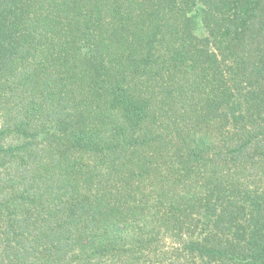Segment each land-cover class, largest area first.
<instances>
[{
    "label": "trees",
    "instance_id": "1",
    "mask_svg": "<svg viewBox=\"0 0 264 264\" xmlns=\"http://www.w3.org/2000/svg\"><path fill=\"white\" fill-rule=\"evenodd\" d=\"M0 264H264V0H0Z\"/></svg>",
    "mask_w": 264,
    "mask_h": 264
}]
</instances>
